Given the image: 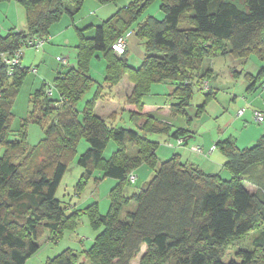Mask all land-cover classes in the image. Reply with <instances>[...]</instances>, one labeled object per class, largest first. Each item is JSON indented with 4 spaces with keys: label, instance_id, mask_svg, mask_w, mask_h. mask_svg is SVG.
I'll list each match as a JSON object with an SVG mask.
<instances>
[{
    "label": "trees",
    "instance_id": "16d2710c",
    "mask_svg": "<svg viewBox=\"0 0 264 264\" xmlns=\"http://www.w3.org/2000/svg\"><path fill=\"white\" fill-rule=\"evenodd\" d=\"M16 1L24 9L25 30L0 34V144L5 146L0 156V264H25L39 249L38 240L45 232L57 240L64 230L76 228L83 213L91 227L99 230L90 247L80 252L65 248L44 264H131L143 244L146 251L138 264H264V134L251 147L240 148L229 137L216 142L231 175L223 179L218 173L186 164L178 153L159 160L158 142L147 135L181 137L185 142L191 132L142 111L151 85L166 83L173 86L167 95L171 115H185L196 85L205 91L197 116L215 95L210 88L203 89L212 71L203 70L205 60L253 55L264 61V0H158L163 19L149 15L134 27L144 50L137 68L128 65L127 51L117 56L112 44L153 0H134L117 9L94 27L91 38L76 29L75 66L56 73L53 99L45 95L47 83L43 82L31 100L28 117L43 130L33 146L24 138L8 139L11 106L30 68L16 65L7 75L1 54L12 53L29 38L48 41L51 25L64 14L72 18L84 0ZM96 52L106 63L103 84L89 74ZM125 75L132 83L125 103L135 106L129 114L137 121L138 131L114 126V111L107 119L94 111L103 88L110 90ZM244 76L245 90L254 92L264 81V66ZM59 96L64 102L53 107ZM81 138L89 146L77 158L83 173L76 190L90 180H118L109 190L105 213L96 202L66 213L56 197ZM110 140L117 149L105 158ZM142 164L151 169L152 177L145 187L125 195L124 187L136 180L131 182L129 174ZM245 181L259 187L251 192ZM249 234L254 235L251 248L231 245L233 238Z\"/></svg>",
    "mask_w": 264,
    "mask_h": 264
},
{
    "label": "rangeland",
    "instance_id": "374dc122",
    "mask_svg": "<svg viewBox=\"0 0 264 264\" xmlns=\"http://www.w3.org/2000/svg\"><path fill=\"white\" fill-rule=\"evenodd\" d=\"M134 0H115L107 4H100L96 0H84L79 10L71 16L64 14L60 20L53 23L50 27V34L56 33L57 29H67L64 33V37L60 36L55 40H48L38 49L32 46L24 45L21 52V67L23 68H35L37 69V75L31 70L26 73L23 77L18 92L13 100L11 106V119L9 122V140H20L24 138L27 145L33 146L39 142L43 136L42 127L35 121L31 120L29 111L33 108L31 100L34 94L41 88L44 81L47 84L53 83L54 77L57 72H63L68 69V65H62L56 59L59 55L62 58H66L70 53L72 60L76 54L75 44L78 41V33L76 29L83 30L82 34L86 38H91L94 35V27L100 24L103 20L108 19L112 14L119 8L124 7V4H128ZM19 8L23 14L24 9L20 4ZM95 5H99L100 8L96 10ZM95 12V13H94ZM154 16L155 18L162 20L164 12L160 9L158 0H153L149 3L145 9L140 13L136 21L126 30L127 42L131 45V50L137 53L139 50L143 51V44L135 35L134 27L136 22L145 19L147 16ZM1 22V20H0ZM56 30V31H55ZM64 38L69 39L68 43L62 41ZM71 41L73 43H71ZM95 57L92 58L90 63L89 74L98 84L104 82L105 72V60L100 52L95 53ZM68 61V59H67ZM72 62V61H71ZM264 66V61L258 60L255 56L251 55L247 59H235L230 55L216 56L211 59H207L203 62V70L210 68L212 71L209 72L203 89L207 90L210 88L215 92L214 97L210 98L206 103L203 112L196 116V109L204 101L205 91L199 90L195 85L193 86V93L190 101V105L186 108L185 115L169 116L163 115L164 120L168 119L175 127L191 128L193 130L211 131L215 134L221 135L226 132V135L233 134L238 137L240 133L242 136L238 144L240 148L251 147L255 144L256 140L252 143H246V139L242 138L247 133L246 128L251 126L250 131L253 127H259L260 131L264 134V122L258 123L253 119L252 108L260 105L264 100V81L254 92L245 90L246 81L244 74L246 72L255 74L257 71ZM206 85V87H205ZM208 86V87H207ZM103 93H109L110 99L118 105L116 112V118L112 120V124L117 127H123L138 131L137 121L130 118L129 111L124 109L125 101L121 103V99L115 90H108L103 88ZM88 95V94H87ZM85 95L84 99L87 97ZM161 98L155 97L153 94H146L143 100L146 101H159ZM162 100V99H161ZM171 101H174L171 99ZM102 103L99 101V104ZM165 103H168L166 98ZM35 107L38 110L39 104L36 103ZM53 106V105H52ZM51 106V107H52ZM54 107V106H53ZM244 107L245 112L241 117L237 116V112L240 108ZM95 111V109H94ZM259 111V110H257ZM98 112L97 110L95 113ZM262 112V111H260ZM263 113V112H262ZM264 116V113H263ZM82 119V115L79 114V120ZM254 130V128H253ZM161 137L157 134H149L147 138L149 140H158ZM172 143H176V139H170ZM184 143V142H183ZM89 144L81 138L79 140L76 153L73 158L69 161L68 168L65 171L58 188L56 190V197L61 202L66 213H70L74 209H84L87 205L98 201L99 211L105 213L108 209L109 200L106 198L111 186L109 182H103L101 185L95 186L94 181L90 180L83 189L79 192L76 190V184L80 179L83 169L77 164V158L82 154ZM179 146V145H178ZM175 145L174 148L178 147ZM117 149L115 141L110 140L104 150L103 156L108 158ZM5 146L0 144V156L4 153ZM163 156H160V160H163ZM99 173L95 172V176ZM222 178H230L228 170L225 168L221 171ZM139 185V182L135 184ZM133 184H127L126 189L129 191L133 190ZM245 187L249 191H255L257 184L253 182H244ZM264 190V187H262ZM99 230H95L91 227L88 215L81 214L79 221L75 229H66L57 240H51L48 232L38 240L39 249L26 260L25 264H44L47 258L54 257L65 248H71L76 252H80L83 249H87L93 242L95 235ZM258 231L254 232V235ZM249 234L244 237L233 238L231 245L238 248L248 249L251 248V239L254 236ZM146 246L143 244L140 248L139 254L136 258L131 261V264H138L139 259L145 253ZM88 264L87 261H85Z\"/></svg>",
    "mask_w": 264,
    "mask_h": 264
},
{
    "label": "crops",
    "instance_id": "0c3cea01",
    "mask_svg": "<svg viewBox=\"0 0 264 264\" xmlns=\"http://www.w3.org/2000/svg\"><path fill=\"white\" fill-rule=\"evenodd\" d=\"M19 3L16 0H11V1H3L0 2V34H4L7 32V30L12 29L15 31H24L25 30V13H21V9L19 8ZM126 6V4H124ZM23 8V7H22ZM97 8H100L99 5H95V10ZM97 11V10H96ZM24 12V11H23ZM95 13V12H94ZM67 29H57L56 33H53V35L48 36V40H55L58 37L62 36L64 37V33ZM125 38L126 35H125ZM66 43H68L69 39L64 38L62 40ZM127 41V39H126ZM71 43H73L71 41ZM46 44V43H45ZM77 44V42H76ZM75 44V46H76ZM76 51V50H75ZM127 63L129 66L133 68H137L140 66L143 57H144V52L139 50L137 53L133 52L131 50V45L127 42ZM59 56V55H57ZM56 56V57H57ZM68 59V67H74L75 66V61H76V54L74 56V60H72L70 53H68L67 56ZM72 61V62H71ZM21 65V62H20ZM37 69L35 72V75H37ZM46 82V81H44ZM208 84H210L208 82ZM132 88V83L129 82L127 76H123L121 81L112 87L110 91L113 89L115 92L120 97L122 102L125 101L126 96L129 94L130 90ZM173 89V86L171 84H166V83H154L151 85L149 92L147 93L148 95H154L155 97L161 98L159 101H146L143 100V112H147L150 114H153L157 117H163V115H166V117L171 116L170 113V107L168 103H165V100L167 98V95L171 92ZM109 93H103V98L97 100L96 105H95V111L99 116H101L104 119H107L109 114L111 112H115L117 108L119 107L118 105L115 104L113 100L110 99ZM88 96V95H87ZM168 100V98H167ZM99 101L102 102L99 104ZM118 106V107H117ZM80 108V104L78 105ZM124 109L130 111H134L135 106L131 104H126L123 107ZM259 110L264 113V100L260 103V105L255 106L252 108V110ZM244 115V113H243ZM242 115V116H243ZM116 118V117H115ZM163 119V118H162ZM168 120V119H166ZM264 122V120L262 121ZM261 122V123H262ZM175 127V126H174ZM176 128V127H175ZM181 128H185L182 127ZM188 128V127H187ZM254 128V130H253ZM252 130L251 126L248 128L244 129L246 130V134L242 138L243 140H247L246 143H252L254 140L258 139L261 135H263V132L260 131V126L259 127H253ZM191 133H189V136L187 137L186 141L182 145H176L178 147L174 148V146L169 145L168 143H171V137L167 136H161L156 140L158 142L156 154L160 160V156H163V160L169 158L172 154L178 153L180 154L181 160L185 162L186 164H190L192 166H196L200 168L201 170L207 172V173H218L221 176V171L224 167V162H225V157L224 155L220 152V150L215 147V144L217 141L223 140L225 138H234L236 140L237 145L240 147L238 144L240 137L242 136V133L238 137H235L233 134H229L227 136L226 132L222 133L221 135L215 134L211 131H201L199 132L198 130H193L191 128H188ZM174 139V138H173ZM192 145H199L203 151L205 152L204 154H196L194 151L191 150ZM213 147L210 153L209 149ZM245 147V146H244ZM229 172V171H228ZM136 180L134 183H129L135 185L137 181L139 182L138 186H134L133 190L129 191L124 187V194L129 196L133 194L134 192L138 191L139 189L143 188L146 186L150 178L152 177V171L151 169L146 166L145 164L140 165L136 170ZM230 174V173H229ZM98 177L100 174L97 175ZM231 176V175H230ZM227 179V178H223ZM103 182H109V185L111 188L118 182L117 179L115 178H102L100 181L94 182L95 186L101 185ZM110 188V189H111ZM106 198L109 200V192L107 193ZM109 202V201H108ZM98 208H99V202L96 201ZM109 206V205H108Z\"/></svg>",
    "mask_w": 264,
    "mask_h": 264
},
{
    "label": "built area",
    "instance_id": "2783aa9c",
    "mask_svg": "<svg viewBox=\"0 0 264 264\" xmlns=\"http://www.w3.org/2000/svg\"><path fill=\"white\" fill-rule=\"evenodd\" d=\"M47 41V39L45 37L39 38V37H34V38H29L26 42V46H32L36 49H38L39 47H41L43 44H45V42ZM24 46V45H23ZM19 47L18 49L14 50L12 53H2L1 54V58L2 61L4 62V64L6 65V71H7V75H11L12 71H13V67L16 65H20V59H21V52H22V47ZM126 47H127V41L124 35L119 36L112 44V49L114 51V53L117 56H121L122 54L125 53L126 51ZM56 59L61 62L62 65H67L68 61L66 58H62L60 56H57ZM33 73L36 72L35 68H31L30 69ZM206 87V85H205ZM45 95L50 98L53 99L54 95L56 93V87L54 85V83L51 84H47L44 90ZM64 102V98L62 96L58 97V100L53 101L52 105L55 106H59ZM245 112V108L242 107L238 110L237 112V116L240 117L243 115V113ZM253 119L254 121L261 123L264 120V116L263 113L257 110L253 111ZM184 140L179 137L176 139V143H168L171 146L174 145H182ZM191 150L194 151L196 154L200 155V154H204L205 152L203 151V149L199 146V145H192ZM213 149V147H211L209 149V152H211V150ZM136 178V174L134 172H131L128 176V179L133 182Z\"/></svg>",
    "mask_w": 264,
    "mask_h": 264
}]
</instances>
